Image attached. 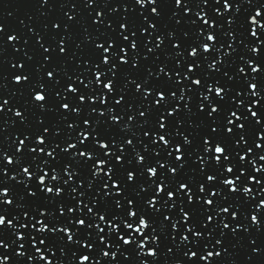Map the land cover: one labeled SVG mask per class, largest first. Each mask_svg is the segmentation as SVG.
Here are the masks:
<instances>
[{
    "label": "snow or ice",
    "instance_id": "1",
    "mask_svg": "<svg viewBox=\"0 0 264 264\" xmlns=\"http://www.w3.org/2000/svg\"><path fill=\"white\" fill-rule=\"evenodd\" d=\"M6 16L0 264H264V3Z\"/></svg>",
    "mask_w": 264,
    "mask_h": 264
},
{
    "label": "water",
    "instance_id": "2",
    "mask_svg": "<svg viewBox=\"0 0 264 264\" xmlns=\"http://www.w3.org/2000/svg\"><path fill=\"white\" fill-rule=\"evenodd\" d=\"M211 2V0H210ZM237 3H241L242 0H236ZM260 3H264V0H259ZM24 3V0H0V23H4L6 27H13V28H18V21L15 18H8L6 16V13L8 11H12L14 10L16 7L21 6ZM5 5H7V7H5ZM222 7V6H221ZM249 6L246 3L242 4V11L244 8H248ZM30 11V12H34L35 9H22L21 12V18L23 17V11ZM11 48L9 46V53L8 55H11ZM262 56H264V53H262ZM6 68V72L5 74H7V69H10V65H5ZM5 83L8 84V89H14L16 87V85L11 81V78L9 77V80L6 81ZM7 91L4 92L5 98H7ZM6 147V146H5ZM264 163V162H262ZM5 166H6V162H5ZM11 174V173H9ZM24 251H27V249H24ZM33 264H44L43 261H36L33 262ZM65 264H67V261H65Z\"/></svg>",
    "mask_w": 264,
    "mask_h": 264
}]
</instances>
